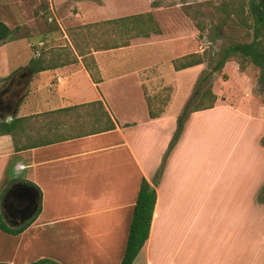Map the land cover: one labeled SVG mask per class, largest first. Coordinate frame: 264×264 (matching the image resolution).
<instances>
[{
	"label": "crops",
	"instance_id": "0c3cea01",
	"mask_svg": "<svg viewBox=\"0 0 264 264\" xmlns=\"http://www.w3.org/2000/svg\"><path fill=\"white\" fill-rule=\"evenodd\" d=\"M110 3H87L79 21L131 15L112 10ZM153 3L146 12L153 13L160 33L135 37L119 48L92 47L85 55L94 56L101 81L93 79L75 46L77 61L33 74L13 119H19L14 133L0 135V195L15 184L32 187L40 192V208L21 234L0 229V262L30 259L22 243L4 253L5 242H24L42 220L60 233L99 237L90 240L89 264H120L145 178L157 200L149 238L134 264H264V207H258L264 112L253 97L233 103L217 95L213 108L187 117L170 149L182 114L172 110L178 76L189 69L176 70L173 60L189 54L192 37L186 15H172L175 34L167 33L157 17L166 10ZM46 73L36 90L37 105L23 109L35 79ZM116 81L136 94L141 117L121 114L108 87ZM61 83L65 93L57 90ZM165 86L173 88L171 99L161 116L151 118L146 95ZM252 143L260 165L243 169L242 153Z\"/></svg>",
	"mask_w": 264,
	"mask_h": 264
},
{
	"label": "rangeland",
	"instance_id": "374dc122",
	"mask_svg": "<svg viewBox=\"0 0 264 264\" xmlns=\"http://www.w3.org/2000/svg\"><path fill=\"white\" fill-rule=\"evenodd\" d=\"M105 1L0 0V21L11 29L10 36L16 38L10 39V36L3 40L0 38V87L8 80L3 81V79L27 66L31 58L38 55L36 52H44L45 55L55 56L59 52L68 51L73 56L74 50L72 46L77 44L83 49H90L99 44L110 43L119 39L120 36L124 39L128 38L129 33L126 31L125 33L124 31L116 33L110 27H86L87 24L107 19L90 23L79 21L80 15L78 14L81 13L84 5L95 2L105 4ZM111 1L110 7L112 10H127L131 15L146 12L149 7L148 4L155 1L157 7L165 8L164 10H166L158 13L157 17L160 24L170 35L175 34L171 24L172 15H186L190 20L192 41L190 47H188V52L205 53V62L198 67L189 68L185 73H181L178 76L180 87L172 108L174 113L183 111L185 105L193 98L196 90L202 93L211 84L214 92L224 101L236 103L241 98H246L244 102L249 103L250 98L253 97L257 101V103H253L259 108L260 113L263 114L264 79L258 67L248 64L245 71H242L238 62L231 60L224 68L215 70L218 60L222 57L224 48L236 41L245 40V32L239 27L234 25L227 26L224 29L218 27V16L213 5L220 3L222 0ZM208 2L213 3L209 4ZM199 26L203 27L204 31L201 32ZM155 27H159L157 21ZM146 48L148 49L149 47ZM179 54H181V51ZM48 74H40L35 79L32 91L26 98L23 109L27 105H37V87ZM114 84L119 88L117 89L115 85L108 87H110L114 102L120 103L118 109L121 114L125 115L129 112L134 119L141 117L142 109L137 106L136 94L126 92L123 87H120L121 81H116ZM57 90L66 92V86L61 83ZM159 92L163 95L170 94L171 97L173 88L165 86ZM199 98L200 94L196 96L194 102H197ZM132 104L134 105L132 106ZM260 143L264 148V136L261 137ZM254 147L255 143H252L248 151H243V169L250 170L252 167L260 165L261 158H259L258 151L254 150ZM258 197V207H264V205L260 204V201L264 202V186L261 187ZM47 223L42 220L38 221L30 233L24 237V242L6 239L4 249L7 252L4 253L10 254L11 248L13 249V243H22V248L27 250L28 257L31 258L16 260L15 263L18 264H27L40 259H51L61 264H76L75 258L83 264L90 263V240L92 239V242L95 243L100 240L99 237L80 238L69 235L68 230L66 234L60 233V231L48 228ZM63 224L70 225L72 222L64 220ZM31 247L33 248L32 251H28Z\"/></svg>",
	"mask_w": 264,
	"mask_h": 264
},
{
	"label": "trees",
	"instance_id": "16d2710c",
	"mask_svg": "<svg viewBox=\"0 0 264 264\" xmlns=\"http://www.w3.org/2000/svg\"><path fill=\"white\" fill-rule=\"evenodd\" d=\"M208 3L212 4L213 2ZM153 7H156L155 3H153ZM213 8L218 16L219 28L224 29L227 26L234 25L245 32V40L236 41L224 48L222 57L218 60L215 70H220L224 68L229 61L235 60L238 62L242 71H245L248 64H253L258 67L261 70L264 79V0H222L220 3L214 4ZM155 25L156 20L153 13L146 12L95 22L87 24L86 27H110L115 30L116 33H122L123 31L124 33L125 31L129 33L128 38L124 39L120 36L119 39L113 40L110 43L106 42L107 44L105 43V45L99 44L96 47H93L94 50H107L128 46L130 45L131 39L135 37H149L152 33H160V28L155 27ZM199 29L201 32L204 31L203 27L199 26ZM10 32L11 29L4 22L0 21V38L3 40L7 36H10ZM9 38L16 39L14 36H10ZM75 49L81 56H85L87 53L93 51L91 48L85 50L78 44L75 45ZM36 53L38 55L33 56L29 64L23 67H30L33 74L48 69H54L78 60L74 51V57L71 56V53L68 51L59 52L50 58L46 57L44 52ZM84 62L87 69L91 72L93 79L97 82L101 81L100 70L94 56H85ZM204 62L205 53L200 54L199 52L189 53L173 60L174 67L178 71L201 65ZM14 73L3 79V81L9 79ZM199 94V100L194 102L196 96ZM146 96L151 118L161 116L171 99L170 94L163 95L160 92L154 95L147 94ZM217 98V94L214 92L211 84H209L202 93H200L199 90H196L193 98L185 105L182 114L179 116L178 128L170 149L179 138L187 117L192 112L213 108ZM18 120L19 119H15L11 122L0 120V135L13 134ZM113 128H115V125H113ZM6 191L7 190L5 189L0 195V229L12 235H19L24 232L35 219L18 227L9 226L2 213V200ZM156 200L157 192L154 185L144 178L141 182L135 205L125 253L120 264H134L146 244L150 235ZM0 264L11 263L0 262ZM27 264L60 263L51 259H40Z\"/></svg>",
	"mask_w": 264,
	"mask_h": 264
},
{
	"label": "water",
	"instance_id": "95a60500",
	"mask_svg": "<svg viewBox=\"0 0 264 264\" xmlns=\"http://www.w3.org/2000/svg\"><path fill=\"white\" fill-rule=\"evenodd\" d=\"M33 77L30 67L15 72L7 82L0 87V120L10 122L19 110ZM40 208L39 190L14 185L4 195L2 213L7 223L13 227L23 225L32 220Z\"/></svg>",
	"mask_w": 264,
	"mask_h": 264
}]
</instances>
